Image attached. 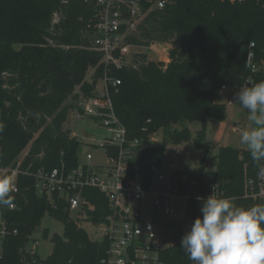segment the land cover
<instances>
[{
  "label": "trees",
  "instance_id": "16d2710c",
  "mask_svg": "<svg viewBox=\"0 0 264 264\" xmlns=\"http://www.w3.org/2000/svg\"><path fill=\"white\" fill-rule=\"evenodd\" d=\"M95 13L94 0H0L2 166H16L27 149L24 167L33 171L62 162L70 169L79 164L86 143L64 125L81 98L99 94L105 74L101 54L91 48L88 24ZM126 39L135 46L152 40L172 44L169 62L144 56L140 66L114 68L111 74L121 79L117 87L111 86V97L131 137L164 136L163 143L132 162L146 184L152 177L150 166L163 165L169 144L190 143L188 124L199 122L194 144L205 152L200 167L172 173L180 194L190 195L186 211L192 222L202 215L198 198L207 199L213 186L239 207L264 205L262 197L246 196L249 180L254 192L260 191V164L248 149L221 146L211 167L212 147L206 141L209 120L227 115L226 105L218 101L220 94L264 81V0H167L164 8L150 10ZM251 49L262 65L257 73L249 65ZM20 185L13 197L18 207L7 211L18 233L5 240L2 264H104L109 241L95 240L82 222L105 220L109 213L105 194L86 187L87 203L74 218L65 199L55 196L54 205L36 191L34 177H21ZM46 215L62 222L64 232L50 236L45 229L43 236L51 237L54 248L43 257L33 246L38 244L34 233ZM186 232L173 233L172 243L160 250L163 263L192 264L180 248Z\"/></svg>",
  "mask_w": 264,
  "mask_h": 264
},
{
  "label": "built area",
  "instance_id": "2783aa9c",
  "mask_svg": "<svg viewBox=\"0 0 264 264\" xmlns=\"http://www.w3.org/2000/svg\"><path fill=\"white\" fill-rule=\"evenodd\" d=\"M94 2L96 13L88 24L93 32L91 48L101 54L106 70L101 85H98L99 94L81 98L76 119L88 118L105 129L102 139L85 142V146L102 149L105 161L94 162L93 152L87 151L84 155L86 161H82L80 154L76 168H67L65 162H62L52 169L40 167L33 171L31 167H24L28 152L19 159L16 166H2L0 158V179L8 178L14 184V190L10 193L11 204L0 205V264L5 240L11 234L18 233V229L11 227L7 211L18 207L13 197L20 192L21 177L24 176L34 177L36 191L54 205L55 196L65 199L72 212L78 213L87 203L83 195L86 187H95L105 194L109 207L105 220L99 224L87 222L97 230L95 240L109 241L104 264H165L160 257L163 244L166 246L169 240L172 241L173 233L189 231L193 223L186 211L190 195L180 194L172 179L173 172L183 171V164L172 158L169 176L161 171L162 165L152 164V177L146 184L139 169L133 168L132 162L141 152L159 146L161 141L156 139L157 133L150 134L148 138L131 137L118 117L111 97V86L121 84V79L111 75L113 69L136 67L132 57L134 45L127 41V35L137 29L150 10L164 8L167 0ZM148 3L150 6L147 9ZM254 46L255 43H251V47ZM255 57L256 53L251 49L248 61L253 72L257 73L262 65H258ZM168 156L170 154L167 151ZM252 185L253 180H249L251 196L262 197L264 178H259V192H254ZM214 187L213 193L211 188L212 195L226 197L219 187ZM82 216L87 218V215ZM161 231H165L167 236H163Z\"/></svg>",
  "mask_w": 264,
  "mask_h": 264
},
{
  "label": "clouds",
  "instance_id": "9594fccd",
  "mask_svg": "<svg viewBox=\"0 0 264 264\" xmlns=\"http://www.w3.org/2000/svg\"><path fill=\"white\" fill-rule=\"evenodd\" d=\"M234 100L247 110L251 123L241 133L240 144L260 164L257 175L264 178V81L241 88ZM13 190L10 179H0V205L11 204ZM198 199L202 215L180 244L192 264H264V205L239 207L232 198L212 194Z\"/></svg>",
  "mask_w": 264,
  "mask_h": 264
},
{
  "label": "rangeland",
  "instance_id": "374dc122",
  "mask_svg": "<svg viewBox=\"0 0 264 264\" xmlns=\"http://www.w3.org/2000/svg\"><path fill=\"white\" fill-rule=\"evenodd\" d=\"M59 14H55V22L59 21ZM138 28V27H137ZM131 31V30H130ZM137 29L131 31L130 33L136 32ZM16 48H19L20 45H15ZM172 48V44H166L162 41L152 40L149 45H134L132 49V57L134 58V63L136 67L140 66L144 62V56H146V60H164L169 62L170 58V50ZM91 72L89 77L91 76ZM99 85H101V80L99 81ZM241 87L234 88V92L231 91L232 94L227 92H222L218 97V101L220 103H224L227 107V115L223 120L211 119L208 124V132L206 141L211 145L210 159L211 167H214L215 158L217 157L219 148L221 146H231L235 148H245V146L240 144V136L244 130L250 128L251 123L248 120V112L244 109L238 102L234 100V93L239 91ZM232 101L230 103L229 101ZM76 110H72L69 113L68 121L65 123V128L71 130V135L78 136L80 140L85 143L90 140L92 142H96L97 139H102L105 135V129H103L98 123H94L92 120L88 118L76 119ZM1 117V114H0ZM188 126L192 130V141L190 143H184L182 145H168V152L170 156L166 157L164 163L161 167V171L166 174V176L170 175V164L172 158H176L183 164V170L185 172H191L197 170L200 167V161L205 156V152L203 150L197 149L194 140L197 136L198 130L201 128V124L199 122L189 123ZM156 139L163 143V134L157 133L155 135ZM162 137V140H161ZM87 151H91L94 154V162L103 163L105 161V153L102 149L98 147H89L83 146L80 154L82 161H86L85 154ZM28 152V149L23 153ZM245 169H247V164H245ZM246 196H251V191H247ZM264 199V194L262 196ZM181 206V205H180ZM77 212H73V217H77ZM85 228L91 233L93 238L97 237V230L95 227H91L87 222H82ZM45 229L50 230V236L54 233L63 234L64 225L62 222L51 218L49 215L43 219L42 224L37 228L34 233V237L36 238L38 244L33 247H37L39 253L43 257H47L53 251L54 244L51 241V237L44 238L43 233ZM163 236H167L165 231H161ZM169 234V233H168ZM172 241L169 240L166 246L163 244V247H167L168 244H171Z\"/></svg>",
  "mask_w": 264,
  "mask_h": 264
},
{
  "label": "crops",
  "instance_id": "0c3cea01",
  "mask_svg": "<svg viewBox=\"0 0 264 264\" xmlns=\"http://www.w3.org/2000/svg\"><path fill=\"white\" fill-rule=\"evenodd\" d=\"M227 93L232 94L231 91H228ZM230 101H231V100H230ZM230 101H229V102H230ZM230 103H232V101H231Z\"/></svg>",
  "mask_w": 264,
  "mask_h": 264
}]
</instances>
